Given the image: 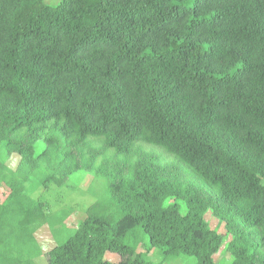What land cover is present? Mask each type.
<instances>
[{
    "label": "trees",
    "instance_id": "16d2710c",
    "mask_svg": "<svg viewBox=\"0 0 264 264\" xmlns=\"http://www.w3.org/2000/svg\"><path fill=\"white\" fill-rule=\"evenodd\" d=\"M79 173L105 196L61 240L38 193ZM2 186L0 264H215L226 238L264 264V0H0Z\"/></svg>",
    "mask_w": 264,
    "mask_h": 264
},
{
    "label": "rangeland",
    "instance_id": "374dc122",
    "mask_svg": "<svg viewBox=\"0 0 264 264\" xmlns=\"http://www.w3.org/2000/svg\"><path fill=\"white\" fill-rule=\"evenodd\" d=\"M60 0H58L59 2ZM158 152L161 153L160 150ZM163 158L165 161H169L171 157L169 155L162 152ZM19 159L17 157H13L8 160V166L12 169H15L18 165ZM105 187L107 184L105 180L98 179L96 182H93V177L88 176L84 173H79L73 175L70 180L61 188H51L50 192H39L38 196L42 198V200L49 202L50 212H57L59 214L60 219L66 215L63 211L65 208L71 209V214L65 219L64 224L67 230L62 231V235H60L61 240H65V238L75 232L77 226L81 221L85 218V210L95 203L98 199L105 196ZM9 194V189L6 186H2L0 188V204L6 199ZM65 213V214H64ZM206 220L209 222L213 229H216L220 235H225V228L223 224L218 223V221L212 217L210 212L206 213ZM36 239L43 249L44 254L49 252L53 247H55L56 241L54 240L53 234L50 231L49 226H44L36 233ZM225 243L221 250L214 256L215 264H231L232 257L230 253L226 250V245L229 242V238L225 239ZM137 253H142L145 256L146 248L144 247V243L142 240V244L139 245L137 249ZM147 258L153 264H169L163 261L162 256L158 254V251L152 252L146 255ZM106 259L110 262L116 263L121 260L120 256L108 254ZM36 264H47L44 257H40L35 260ZM196 261L194 258L188 257H179L171 261V264H194Z\"/></svg>",
    "mask_w": 264,
    "mask_h": 264
}]
</instances>
